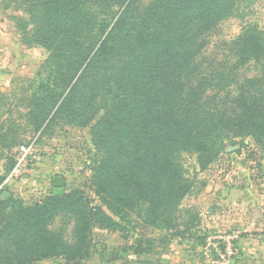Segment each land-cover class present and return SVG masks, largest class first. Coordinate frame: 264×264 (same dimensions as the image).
<instances>
[{
	"label": "trees",
	"instance_id": "obj_1",
	"mask_svg": "<svg viewBox=\"0 0 264 264\" xmlns=\"http://www.w3.org/2000/svg\"><path fill=\"white\" fill-rule=\"evenodd\" d=\"M17 1L49 52L44 95L33 96L36 127L56 117L93 124L92 185L109 212L83 189L34 204L0 199V264L83 259L94 229L118 226L125 213L154 225L179 207L193 183L184 154L211 158L243 136L264 147V32L249 24L223 51L207 48L246 0ZM250 63L259 73L239 80ZM59 214L68 220L58 227Z\"/></svg>",
	"mask_w": 264,
	"mask_h": 264
},
{
	"label": "rangeland",
	"instance_id": "obj_2",
	"mask_svg": "<svg viewBox=\"0 0 264 264\" xmlns=\"http://www.w3.org/2000/svg\"><path fill=\"white\" fill-rule=\"evenodd\" d=\"M5 4L0 1V199L39 203L53 195V178L60 175L67 192L83 189L92 205L109 212L92 185L99 155L93 124L78 126L56 117L36 127L33 96L47 82L49 52L32 40L34 24L26 6L17 0ZM249 24L264 32V0L243 1L209 37V52L223 51V42ZM258 73L259 65L250 63L239 69L238 79ZM26 148L27 164L9 179ZM214 148L218 152L211 158L210 153L184 154L192 186L179 207L157 224L125 213L118 226L94 229L92 248L83 259L58 256L35 264H264V147L243 136ZM66 219L59 214L54 225ZM64 230L69 236L71 228Z\"/></svg>",
	"mask_w": 264,
	"mask_h": 264
},
{
	"label": "water",
	"instance_id": "obj_3",
	"mask_svg": "<svg viewBox=\"0 0 264 264\" xmlns=\"http://www.w3.org/2000/svg\"><path fill=\"white\" fill-rule=\"evenodd\" d=\"M53 195L54 196H60L64 195L66 193V178L60 175H56L53 178ZM10 195L9 192L5 191L4 196Z\"/></svg>",
	"mask_w": 264,
	"mask_h": 264
},
{
	"label": "built area",
	"instance_id": "obj_4",
	"mask_svg": "<svg viewBox=\"0 0 264 264\" xmlns=\"http://www.w3.org/2000/svg\"><path fill=\"white\" fill-rule=\"evenodd\" d=\"M29 148L24 149L21 158L19 159V162L17 163V165L14 167L13 171L11 172L9 179L12 178L15 175H19L20 173H22V169L23 167L27 164L28 160H29ZM230 238H232L230 236ZM231 251H228V253H230Z\"/></svg>",
	"mask_w": 264,
	"mask_h": 264
},
{
	"label": "crops",
	"instance_id": "obj_5",
	"mask_svg": "<svg viewBox=\"0 0 264 264\" xmlns=\"http://www.w3.org/2000/svg\"><path fill=\"white\" fill-rule=\"evenodd\" d=\"M224 197V196H223Z\"/></svg>",
	"mask_w": 264,
	"mask_h": 264
}]
</instances>
